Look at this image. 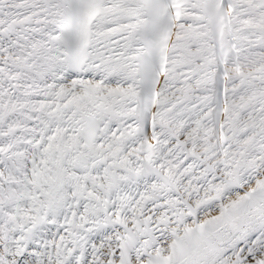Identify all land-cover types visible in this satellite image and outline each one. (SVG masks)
I'll return each instance as SVG.
<instances>
[{"label":"snow or ice","instance_id":"obj_1","mask_svg":"<svg viewBox=\"0 0 264 264\" xmlns=\"http://www.w3.org/2000/svg\"><path fill=\"white\" fill-rule=\"evenodd\" d=\"M0 264H264V0H0Z\"/></svg>","mask_w":264,"mask_h":264}]
</instances>
